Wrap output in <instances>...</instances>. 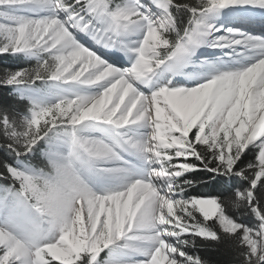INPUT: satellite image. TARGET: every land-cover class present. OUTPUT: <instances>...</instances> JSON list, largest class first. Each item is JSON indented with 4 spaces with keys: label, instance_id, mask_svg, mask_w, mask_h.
Segmentation results:
<instances>
[{
    "label": "snow or ice",
    "instance_id": "1",
    "mask_svg": "<svg viewBox=\"0 0 264 264\" xmlns=\"http://www.w3.org/2000/svg\"><path fill=\"white\" fill-rule=\"evenodd\" d=\"M0 55V264H264V0H0Z\"/></svg>",
    "mask_w": 264,
    "mask_h": 264
},
{
    "label": "trees",
    "instance_id": "2",
    "mask_svg": "<svg viewBox=\"0 0 264 264\" xmlns=\"http://www.w3.org/2000/svg\"><path fill=\"white\" fill-rule=\"evenodd\" d=\"M19 63L20 61H17L12 57H9L7 55H0V75L3 74V71L5 70L6 67H14ZM24 66H27V64H25ZM3 91L4 90H0V95L3 94Z\"/></svg>",
    "mask_w": 264,
    "mask_h": 264
}]
</instances>
